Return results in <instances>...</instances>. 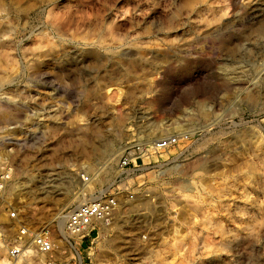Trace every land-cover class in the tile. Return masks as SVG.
Instances as JSON below:
<instances>
[{"label": "rangeland", "instance_id": "374dc122", "mask_svg": "<svg viewBox=\"0 0 264 264\" xmlns=\"http://www.w3.org/2000/svg\"><path fill=\"white\" fill-rule=\"evenodd\" d=\"M23 2L0 0V258L24 224L51 264H264V0ZM114 186L108 223L61 241L56 217Z\"/></svg>", "mask_w": 264, "mask_h": 264}, {"label": "built area", "instance_id": "2783aa9c", "mask_svg": "<svg viewBox=\"0 0 264 264\" xmlns=\"http://www.w3.org/2000/svg\"><path fill=\"white\" fill-rule=\"evenodd\" d=\"M177 142L175 136H165L153 140L149 145L129 142L123 154L118 160V168L121 172L140 169V161L145 152L155 153L164 150ZM13 178L12 164L5 158L0 159V191H3L5 184ZM86 178V177H85ZM87 180V178L85 179ZM116 187L101 188L91 193L90 198L82 203L76 204L67 211L64 216V228L72 237L82 240L96 231L99 221L110 218L117 204V193L112 192ZM132 197V196H131ZM19 209L11 205L7 209V220L19 218ZM21 226V225H20ZM18 227L19 234L6 248L4 255L0 258V264H51L50 260H41L53 251V243L48 233L31 231L29 227ZM1 235V233H0ZM79 237V238H78ZM31 242L28 244L26 240ZM5 259L7 262L3 263Z\"/></svg>", "mask_w": 264, "mask_h": 264}, {"label": "bare ground", "instance_id": "6f19581e", "mask_svg": "<svg viewBox=\"0 0 264 264\" xmlns=\"http://www.w3.org/2000/svg\"><path fill=\"white\" fill-rule=\"evenodd\" d=\"M16 1V0H15ZM19 1H23V0H19ZM31 1V0H30ZM30 1H28V0H25V2H23V3H21L20 5H19V7H20V9L21 10H23V12L24 11H27V10H30V9H32L33 8V6H35L32 2H30ZM34 2H35V0H34ZM14 2H12L11 4H12V8H14L15 6L14 5H16V3L17 2H15L14 4H13ZM18 6V5H17ZM199 106V109H200V115L201 116H205L206 115V111H204L203 110V108L200 106V105H198ZM10 113L11 112H9L8 113V111H4L3 109H0V119H6V118H9L11 115H10ZM12 117V116H11ZM178 135H180L181 136V133H177ZM211 137V136H210ZM206 139V138H205ZM104 147V146H103ZM122 152V148H120V149H118V152H117V155L116 156H119L120 155V153ZM107 153V152H106ZM115 156V157H116ZM145 156V155H144ZM147 156V155H146ZM154 159V158H153ZM109 163H107V164H102L101 165V167H99V168H97V170H100L99 171V173H98V175L100 176V174H106V173H108L109 172ZM46 174H44L42 177H40V176H32L31 178H30V180L31 179H35V182H36V187H35V189H36V191L38 190V191H41L42 193H45L46 192V190H47V184H48V182H50L51 183V180L49 179V176H50V174H48L47 172H45ZM37 175V174H36ZM54 181V180H53ZM27 183V182H26ZM29 183V182H28ZM49 183V184H50ZM53 183V182H52ZM55 183V182H54ZM59 184V183H58ZM29 187V186H28ZM47 187V188H46ZM56 189V188H55ZM24 190H26L27 192H29V191H32L33 189L32 188H30V190H29V188H27V189H24ZM50 190V189H49ZM57 191V190H56ZM35 193V192H34ZM49 193V192H48ZM36 194V193H35ZM47 195V194H46ZM48 197V196H47ZM35 198V197H34ZM146 200V199H145ZM82 202H84V201H82ZM81 202V203H82ZM79 204V203H78ZM131 207L132 208H136V209H138V210H143L144 209V207L146 208V202H144V201H141V202H139V203H136L135 205H131ZM137 210V211H138ZM56 218H58V232H59V235H61V241H64L65 243H67L70 247H72V244L70 243V241H69V239H68V235H70V233L68 234H66V232L63 230V228H62V223H63V225H64V219H65V216H64V214H59L58 215V217H56ZM101 224H102V226H104V225H106V222H107V220L105 219V220H102V221H99ZM108 223V222H107ZM22 227H24L23 225H21L20 226V228H22ZM103 228V227H102ZM55 229V228H54ZM45 233V232H44ZM46 234V233H45ZM52 241V240H51ZM30 242H31V240H30ZM29 242V243H30ZM55 245V244H54Z\"/></svg>", "mask_w": 264, "mask_h": 264}]
</instances>
